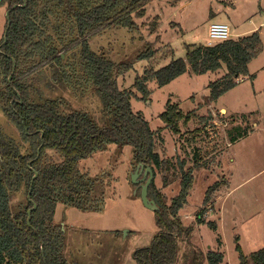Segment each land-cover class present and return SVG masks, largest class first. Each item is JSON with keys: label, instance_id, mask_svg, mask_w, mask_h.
Segmentation results:
<instances>
[{"label": "rangeland", "instance_id": "obj_1", "mask_svg": "<svg viewBox=\"0 0 264 264\" xmlns=\"http://www.w3.org/2000/svg\"><path fill=\"white\" fill-rule=\"evenodd\" d=\"M146 7V15L136 19L137 31L110 27L90 36L89 44L117 63H132L128 72L116 77L120 87L135 91L133 110L152 129L162 128L155 150L168 160L169 168L166 171L156 168L154 183L163 203L171 205L181 190L183 172L195 168L188 202L180 210L184 226L193 231L178 240L174 264H210L209 251L223 252L224 259L219 264H240L237 237L247 255L264 248V67L257 80L242 78L215 101L209 99V84L223 77L225 68L194 74L189 66L186 73L165 86H159L156 80L149 81L148 98L142 96L134 83L145 69L157 70L173 59L185 58L187 45L218 42L209 36L212 22H227L234 28L236 15L244 18L246 11L254 23L259 22L264 17V0H150ZM7 11L8 2L0 0V44L6 33ZM148 45L156 49L153 56L139 59ZM80 48L64 52V62L75 69H79ZM260 63V67L264 66V51L253 69H258ZM40 71L43 98L61 97L66 101V111L84 110L97 122L101 120V98L79 70L67 88L50 87L51 70L44 67ZM39 94L36 91L34 97L42 100ZM169 100L177 103L184 113L192 112L189 122H180V133L165 127L160 117ZM0 124L6 134L21 139L15 125L1 110ZM99 124L104 125L103 120ZM238 134L242 138L233 142ZM49 157L61 160L52 151ZM137 165L133 147L117 144L80 161L82 173L94 183L91 192L97 201L85 210L63 203L57 205L55 222L64 231L63 253L68 262L136 264L135 251L151 244L160 229L155 211L142 199V182L133 181ZM224 179L227 184L221 185L204 204L208 188ZM150 194V198L155 197V193ZM26 196L25 187L15 193L13 210L25 202Z\"/></svg>", "mask_w": 264, "mask_h": 264}, {"label": "trees", "instance_id": "obj_2", "mask_svg": "<svg viewBox=\"0 0 264 264\" xmlns=\"http://www.w3.org/2000/svg\"><path fill=\"white\" fill-rule=\"evenodd\" d=\"M4 2L11 11L0 44V110L15 125L21 139L6 134L0 124V264H73L64 257V231L55 222V214L59 203L85 210L97 201L91 192L94 183L82 173L80 161L111 144L130 145L136 162L150 165L155 175L156 168H169L168 160L155 150L162 128L152 129L133 110L135 91L120 87L116 77L128 72L132 63H117L89 44L90 36L110 27L137 31L136 19L146 15L150 0H1ZM79 46V69H75L64 62V52ZM155 50L148 45L138 58H151ZM263 51L259 31L212 45H187L185 58L173 59L157 70L145 69L134 85L148 98L149 81L165 86L186 73L189 66L194 74L225 68V75L209 84V99L215 101L249 76L250 62ZM44 67L51 70L52 88L72 85L77 70L91 81L103 104L104 125L87 111H66V101L61 97L43 98L38 73ZM36 91L42 100L34 97ZM191 114L169 100L160 117L165 127L180 133V122H189ZM50 151L61 160H52ZM194 169L183 172L181 190L171 205L163 203L162 194L155 189L154 181L151 183L149 197L150 192L155 193L162 202L155 211L160 230L150 245L135 251L136 264H174L178 240L193 231L184 226L180 210L188 202ZM224 184L225 179L211 185L204 204ZM22 187L27 195L25 202L13 210L14 195ZM35 204L28 222L29 210ZM209 224L216 228V224ZM236 241L240 264H264V248L247 255L238 237ZM223 259V252L208 253L210 264H219Z\"/></svg>", "mask_w": 264, "mask_h": 264}, {"label": "crops", "instance_id": "obj_3", "mask_svg": "<svg viewBox=\"0 0 264 264\" xmlns=\"http://www.w3.org/2000/svg\"><path fill=\"white\" fill-rule=\"evenodd\" d=\"M237 4V3H236ZM236 8H237V6H236ZM250 13H248L247 11H246V14L244 15V18H239L237 15H236V27H232L231 26V30H232V38L233 39H238V38H240V37H243V36H245V35H248V34H251V33H253V32H255V31H259L260 32V34H261V37H263V24H264V17H263V15H261V17H263L261 20H259V22H257V23H254L252 20H251V16H248ZM242 16V15H241ZM248 16V17H247ZM218 22H220V21H218ZM227 23V22H226ZM230 25V24H229ZM209 45V44H208ZM263 53V52H262ZM262 53L259 55V56H257L256 58H254L251 62H250V64H249V76H247V78L248 77H251V75H252V77L251 78H253L254 80H257L258 79V76H259V74H260V72L261 71H263V67L264 66H261L260 67V65H262V63H260L257 67H258V69L256 68V69H253V65L255 64V62H256V60H259V58L261 57V55H262ZM260 67V68H259ZM226 108V107H225ZM228 111V110H227ZM242 138V135L241 134H238V135H236V137H234L233 139H232V141L233 142H235V141H238L239 139H241ZM231 141V142H232ZM231 142H230V144H231Z\"/></svg>", "mask_w": 264, "mask_h": 264}, {"label": "water", "instance_id": "obj_4", "mask_svg": "<svg viewBox=\"0 0 264 264\" xmlns=\"http://www.w3.org/2000/svg\"><path fill=\"white\" fill-rule=\"evenodd\" d=\"M16 6L17 5L15 4L13 6V8H15ZM10 11H11L10 9L7 11L8 21L10 19ZM5 36H6V33H5ZM140 175H142V177H141V179L138 180L137 177ZM36 176H37V173H35L34 177H36ZM154 178H155V172H154L153 168L144 162H139L135 172L133 173V179H134L133 181H134V183H136L138 181L142 182L141 183L142 199H143V201L147 207L156 211V210L160 209V202L156 197H154V198L149 197V187H150L151 183L154 181ZM36 207H37V205L35 204L33 206V208H31L29 210L28 222H30L32 210L35 209Z\"/></svg>", "mask_w": 264, "mask_h": 264}, {"label": "built area", "instance_id": "obj_5", "mask_svg": "<svg viewBox=\"0 0 264 264\" xmlns=\"http://www.w3.org/2000/svg\"><path fill=\"white\" fill-rule=\"evenodd\" d=\"M209 36L212 40L225 41L232 38L231 26L226 22H212L209 25ZM215 42H210L209 45Z\"/></svg>", "mask_w": 264, "mask_h": 264}]
</instances>
